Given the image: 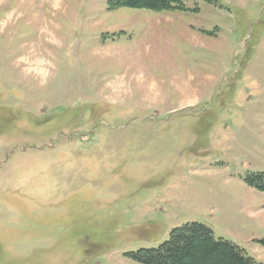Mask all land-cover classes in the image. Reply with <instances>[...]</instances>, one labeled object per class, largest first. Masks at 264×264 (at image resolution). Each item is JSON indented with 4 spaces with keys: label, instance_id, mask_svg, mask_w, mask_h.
<instances>
[{
    "label": "rangeland",
    "instance_id": "374dc122",
    "mask_svg": "<svg viewBox=\"0 0 264 264\" xmlns=\"http://www.w3.org/2000/svg\"><path fill=\"white\" fill-rule=\"evenodd\" d=\"M264 0H0V264H143L203 223L264 263Z\"/></svg>",
    "mask_w": 264,
    "mask_h": 264
},
{
    "label": "trees",
    "instance_id": "16d2710c",
    "mask_svg": "<svg viewBox=\"0 0 264 264\" xmlns=\"http://www.w3.org/2000/svg\"><path fill=\"white\" fill-rule=\"evenodd\" d=\"M185 0H109L110 7L145 8L155 11L182 9ZM248 183L264 192V172H252ZM264 246V237L258 240ZM130 256L143 264H264L239 245L216 237L209 226L192 222L174 228L169 238L154 248H141Z\"/></svg>",
    "mask_w": 264,
    "mask_h": 264
}]
</instances>
